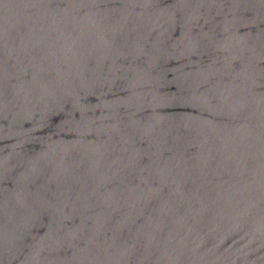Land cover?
Returning <instances> with one entry per match:
<instances>
[{"label": "water", "instance_id": "obj_1", "mask_svg": "<svg viewBox=\"0 0 264 264\" xmlns=\"http://www.w3.org/2000/svg\"><path fill=\"white\" fill-rule=\"evenodd\" d=\"M0 264H264V0H0Z\"/></svg>", "mask_w": 264, "mask_h": 264}]
</instances>
